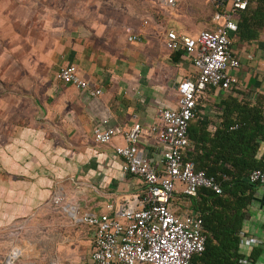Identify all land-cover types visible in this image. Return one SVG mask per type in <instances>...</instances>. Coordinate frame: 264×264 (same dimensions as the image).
Here are the masks:
<instances>
[{"label":"crops","instance_id":"1","mask_svg":"<svg viewBox=\"0 0 264 264\" xmlns=\"http://www.w3.org/2000/svg\"><path fill=\"white\" fill-rule=\"evenodd\" d=\"M243 11L252 26L264 8L247 0ZM209 0H0V264H93V229L74 222L53 203L56 196L91 213L142 191L140 179L121 171L114 147L139 122V146L155 150L148 127L162 108L176 105V86L193 74L190 59L164 47L165 31L192 36L210 30ZM146 21V23H144ZM237 21V20H236ZM258 36L232 35L241 66L229 92L209 88L192 124L190 147L201 143L200 130L212 134L228 97L254 102L264 97V20ZM129 35L138 39L129 41ZM74 64L80 76L102 93L57 79ZM114 127L110 143L93 138L101 119ZM258 157L264 160V142ZM175 193L179 212L193 210L190 199ZM252 240L249 244L247 240ZM239 250L264 264V189L257 186L241 231Z\"/></svg>","mask_w":264,"mask_h":264},{"label":"built area","instance_id":"2","mask_svg":"<svg viewBox=\"0 0 264 264\" xmlns=\"http://www.w3.org/2000/svg\"><path fill=\"white\" fill-rule=\"evenodd\" d=\"M162 2L167 8L176 4V0ZM209 2L215 8L212 29L202 30L196 36H178L172 29L165 31L164 47L169 52L182 51L191 61L193 74L177 84L176 105L162 108L158 120L148 127L156 142L155 150L139 146V122L124 132V143L114 147V154L121 159L122 173L140 179L142 191L106 204L105 211L99 214L74 203L66 204L59 195L53 199L74 222L93 229V264H200L194 258L204 251L207 239L201 214L195 210L179 212L175 193L178 186L187 197L197 196L200 188L222 192L213 176L195 170L193 161L185 160L190 147L188 125L197 116L207 89L230 92L238 83L235 72L241 62L233 52L232 35L237 30L236 13L247 5V0ZM127 39L138 38L129 35ZM56 77L90 96L102 93L80 76L74 64L61 67ZM115 134L106 118L93 128V138L100 144L110 143ZM248 182L264 189V169L251 171ZM241 262L249 264L247 259ZM3 264H13L12 256Z\"/></svg>","mask_w":264,"mask_h":264},{"label":"trees","instance_id":"3","mask_svg":"<svg viewBox=\"0 0 264 264\" xmlns=\"http://www.w3.org/2000/svg\"><path fill=\"white\" fill-rule=\"evenodd\" d=\"M259 2L264 8V0ZM247 7L238 10L235 16V35L246 40L258 36L256 28L264 20L261 7L253 15L256 26L248 23L243 15ZM181 53L174 52V58ZM222 106L221 122L216 130L212 134L200 130L197 134L201 143L195 142L185 156V160L193 161L195 170L213 176L222 188L221 193L200 188L197 196L189 197L192 209L201 214L207 235L204 251L194 260L200 264H247L241 262L247 259L252 264L258 251L253 250L246 258L239 247L247 208L258 186L248 182V175L255 169H264V160L258 157L264 142V97L258 95L254 102L228 97ZM196 119L189 121L191 139L194 138L190 133L195 129L191 123Z\"/></svg>","mask_w":264,"mask_h":264},{"label":"rangeland","instance_id":"4","mask_svg":"<svg viewBox=\"0 0 264 264\" xmlns=\"http://www.w3.org/2000/svg\"><path fill=\"white\" fill-rule=\"evenodd\" d=\"M192 36H196V34H192Z\"/></svg>","mask_w":264,"mask_h":264}]
</instances>
